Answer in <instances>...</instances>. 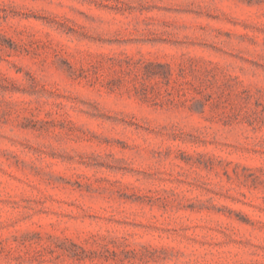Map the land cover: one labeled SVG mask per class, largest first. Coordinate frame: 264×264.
<instances>
[{
	"label": "rangeland",
	"instance_id": "374dc122",
	"mask_svg": "<svg viewBox=\"0 0 264 264\" xmlns=\"http://www.w3.org/2000/svg\"><path fill=\"white\" fill-rule=\"evenodd\" d=\"M0 264H264V0H0Z\"/></svg>",
	"mask_w": 264,
	"mask_h": 264
}]
</instances>
